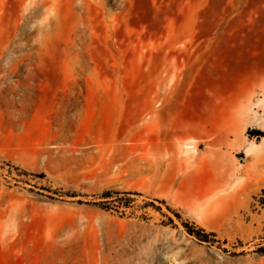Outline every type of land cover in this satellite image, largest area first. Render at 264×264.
Returning <instances> with one entry per match:
<instances>
[{
	"label": "rangeland",
	"instance_id": "1",
	"mask_svg": "<svg viewBox=\"0 0 264 264\" xmlns=\"http://www.w3.org/2000/svg\"><path fill=\"white\" fill-rule=\"evenodd\" d=\"M24 9L0 0V264H264V177L204 200L264 137L224 141L264 115V0H101L85 34L63 4L40 43Z\"/></svg>",
	"mask_w": 264,
	"mask_h": 264
},
{
	"label": "bare ground",
	"instance_id": "2",
	"mask_svg": "<svg viewBox=\"0 0 264 264\" xmlns=\"http://www.w3.org/2000/svg\"><path fill=\"white\" fill-rule=\"evenodd\" d=\"M100 1L101 0H23V6L25 8L23 19L32 22V34L35 32L40 35L38 39L35 34L29 35L28 39L36 43H40L42 39L45 40L49 30L56 28L57 20L61 16L63 4L74 9V12L83 22H88L87 25L83 26L82 31L84 34L85 32H89L91 30V12ZM251 102L252 96L246 101L240 102L228 120L230 122V133L225 136L224 141L227 148L237 155H241L240 150L243 137L251 133L259 134L264 132V115L261 117H252ZM255 125L261 126L262 129L255 128ZM250 142L247 149L249 153V156H247L249 164L244 166L242 170H238L233 163L225 161L223 159L224 153H222V158L221 155L219 156L218 165L221 169V173L218 177L213 178L208 195L204 197L205 203L209 206L218 205L229 193L234 192L238 186H242L244 181L240 179H242L243 176H246V182L255 181L259 175L264 177V137L259 141L257 138H253ZM183 146L184 147L181 149V154H183L182 157L193 152L194 145L185 144Z\"/></svg>",
	"mask_w": 264,
	"mask_h": 264
},
{
	"label": "trees",
	"instance_id": "3",
	"mask_svg": "<svg viewBox=\"0 0 264 264\" xmlns=\"http://www.w3.org/2000/svg\"><path fill=\"white\" fill-rule=\"evenodd\" d=\"M111 195V193H109V192H105V193H103V195L102 196H104V197H109ZM120 200V199H119ZM121 200H124V204H125V206H128V204L131 202V199H121ZM197 237L200 239V240H202V241H206V236L205 237H202L201 235H197ZM204 238V239H203ZM258 252L260 253V254H263L264 255V247H260L259 249H258Z\"/></svg>",
	"mask_w": 264,
	"mask_h": 264
}]
</instances>
